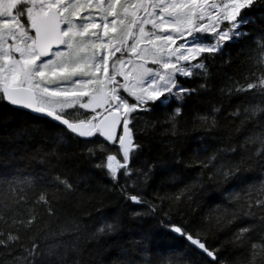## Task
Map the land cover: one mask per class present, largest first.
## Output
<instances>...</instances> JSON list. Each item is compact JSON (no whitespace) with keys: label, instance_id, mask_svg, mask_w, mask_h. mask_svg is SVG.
I'll return each instance as SVG.
<instances>
[{"label":"snow or ice","instance_id":"1","mask_svg":"<svg viewBox=\"0 0 264 264\" xmlns=\"http://www.w3.org/2000/svg\"><path fill=\"white\" fill-rule=\"evenodd\" d=\"M236 44L247 70L220 78L214 68L233 63ZM213 90L238 99L227 118L248 129L242 143L215 135L222 103L197 107ZM13 117L25 122L20 159L43 167L8 171L16 156L0 155V264H85L81 240L116 241L112 264H229L226 246L240 250L231 264H264V0H0V122ZM189 118L203 146L171 159L217 187L234 181L226 205L191 223L182 206L203 180L149 196L158 162L144 160L158 125L177 139ZM70 149L87 162L84 177L63 170ZM89 192L111 194L125 214H105L103 196L95 217L72 211L95 206ZM149 219L153 230L125 237ZM225 224L232 235L210 243ZM158 239L181 247L161 251Z\"/></svg>","mask_w":264,"mask_h":264},{"label":"trees","instance_id":"2","mask_svg":"<svg viewBox=\"0 0 264 264\" xmlns=\"http://www.w3.org/2000/svg\"><path fill=\"white\" fill-rule=\"evenodd\" d=\"M229 53L232 56L233 63L230 66L226 65L221 68L222 61L218 60L217 65L214 68V71L219 73L220 78H222L225 74L229 76H239L240 73L247 70L244 58L240 56L239 44L233 45L229 49ZM227 56L228 53L225 54V59ZM220 78L217 79V86H220ZM208 101L222 103L223 111L220 120V130L215 135L224 138L230 136L234 142L242 143L246 135L249 134L248 129L245 128L237 131L239 120L227 118L228 111H230L236 103H239L238 99H224L221 102L218 92L213 90V92L204 97L202 101H197L196 105L197 107L206 106ZM163 118L164 117L162 115L159 117L160 120H163ZM24 123V121L16 117H13L8 121L0 122V155L11 157L15 154L16 156L15 160L8 164V171H14V165H18L23 173L35 172L43 167L36 162L30 163L27 160L20 159L23 148H26L28 145L27 141L21 142L16 138V132L24 126ZM164 127L165 126L163 124L158 125L152 132V135L145 138L147 147L145 149L146 155L144 156V160L158 162V167L154 171V174L147 185L148 194L149 196H152V190L155 189V191L159 192L161 196L174 195L184 188L186 184L203 180L204 188L197 191V194L193 197V199L190 202L184 203L182 206L184 219L191 223L212 213L216 209L217 204H220L221 206L226 205L227 201L221 193L223 192L226 196L227 193L225 192V189L231 188L234 181H229L228 183L217 187L216 184L208 181L207 176L210 175V173H208L207 170H201L196 166L181 168L171 159L173 156V149L176 154L187 160L203 146L202 142L198 138L205 134L199 130L193 129L190 118L187 125L182 122L181 129L184 134L177 139L164 135ZM219 143V140H211L209 141L208 146L212 147ZM62 168L63 170L68 171L72 178L75 179L76 177H84L86 175L88 165L86 161L79 160V158L74 155V149H70L65 160L62 162ZM0 171H3L2 167H0ZM201 171H204L205 175L201 176ZM255 174H259L258 170H256ZM91 183L94 186H100L98 178H92ZM88 195L97 197V200L94 201L95 206L85 204L80 209L71 208V210L81 212L91 211L93 217H95L98 215L95 211V207L99 206V199L103 196L105 214H125L123 204L121 203L118 205L114 199L110 198L111 194L104 195L100 192H89ZM69 209V205H63L60 213L61 217L64 212ZM167 210L168 202L164 201V211ZM46 219L49 221V227L51 230L58 229V223L55 217H46ZM154 227L155 222L151 219L140 225L134 224L131 229H125V237L139 238L144 233L153 230ZM235 228L236 225L225 224L221 230L215 233L216 239H210L209 242L217 244L221 243L232 235ZM124 242L126 243V240ZM80 245L85 249L83 257L85 264H112V261L120 254L116 248V241H105L99 245L88 246L85 240H81ZM157 247L161 251H167L170 247L179 248L181 245L179 243L158 239ZM239 251L240 250L238 249H233L231 246H226L222 256L229 261V264H231V261L239 254ZM6 259V257L0 256V260Z\"/></svg>","mask_w":264,"mask_h":264}]
</instances>
